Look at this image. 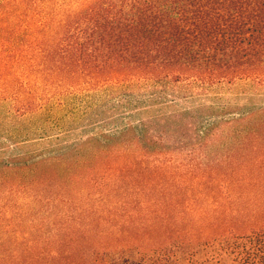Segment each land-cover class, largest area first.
Returning a JSON list of instances; mask_svg holds the SVG:
<instances>
[{"label": "rangeland", "instance_id": "obj_1", "mask_svg": "<svg viewBox=\"0 0 264 264\" xmlns=\"http://www.w3.org/2000/svg\"><path fill=\"white\" fill-rule=\"evenodd\" d=\"M53 1L37 8L0 0L7 56L37 55L32 43L43 34V16L83 0ZM48 99L18 115L13 99L0 97L4 263L176 264L179 256L191 264L184 255L196 250L198 264H206V251L190 239L264 226V80L133 79ZM164 114L171 116L152 121ZM142 120L161 129L162 140L108 136ZM117 192L125 212L113 203Z\"/></svg>", "mask_w": 264, "mask_h": 264}, {"label": "trees", "instance_id": "obj_2", "mask_svg": "<svg viewBox=\"0 0 264 264\" xmlns=\"http://www.w3.org/2000/svg\"><path fill=\"white\" fill-rule=\"evenodd\" d=\"M30 1L37 8L54 2ZM12 17L22 19L17 12ZM37 27L43 33L32 43L37 55L11 50L7 56L9 48L0 46V97L13 99L18 115L41 109L49 94H71L112 81L192 79L215 85L264 80V0H83L61 13L47 12ZM160 131L142 120L108 136L112 141L133 136L140 143L144 137L162 140ZM118 195L114 201L109 195L108 203L121 204L123 211ZM115 205L108 209L110 218L117 216ZM244 230L224 228L190 240L206 251V264H264V226ZM197 256L192 250L183 260L198 264ZM176 259L182 264L181 257ZM0 261L6 264L1 254Z\"/></svg>", "mask_w": 264, "mask_h": 264}]
</instances>
